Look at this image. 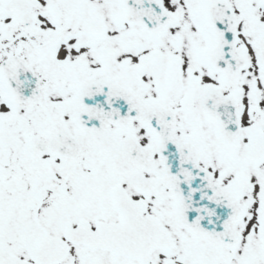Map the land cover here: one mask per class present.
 <instances>
[{
    "label": "snow or ice",
    "instance_id": "1",
    "mask_svg": "<svg viewBox=\"0 0 264 264\" xmlns=\"http://www.w3.org/2000/svg\"><path fill=\"white\" fill-rule=\"evenodd\" d=\"M0 264H264V0H0Z\"/></svg>",
    "mask_w": 264,
    "mask_h": 264
}]
</instances>
